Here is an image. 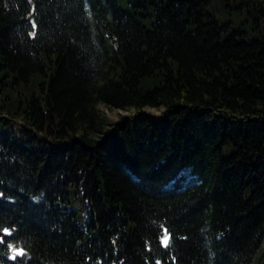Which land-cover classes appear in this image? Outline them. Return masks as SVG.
I'll return each mask as SVG.
<instances>
[{"label": "trees", "instance_id": "1", "mask_svg": "<svg viewBox=\"0 0 264 264\" xmlns=\"http://www.w3.org/2000/svg\"><path fill=\"white\" fill-rule=\"evenodd\" d=\"M0 193L2 264H264V0H0Z\"/></svg>", "mask_w": 264, "mask_h": 264}, {"label": "snow or ice", "instance_id": "2", "mask_svg": "<svg viewBox=\"0 0 264 264\" xmlns=\"http://www.w3.org/2000/svg\"><path fill=\"white\" fill-rule=\"evenodd\" d=\"M3 193H0L2 196ZM18 230L14 231L11 226H6L3 220H0V249L12 250V259L16 260L17 256L23 257L27 253L26 247H19L14 243H10L17 235ZM2 264V262H0Z\"/></svg>", "mask_w": 264, "mask_h": 264}, {"label": "rangeland", "instance_id": "3", "mask_svg": "<svg viewBox=\"0 0 264 264\" xmlns=\"http://www.w3.org/2000/svg\"><path fill=\"white\" fill-rule=\"evenodd\" d=\"M151 111V110H150ZM154 111V110H153ZM107 116L109 117V119L111 121H113V123H115L116 121H118L120 119V115H127L128 113L122 110H106Z\"/></svg>", "mask_w": 264, "mask_h": 264}]
</instances>
